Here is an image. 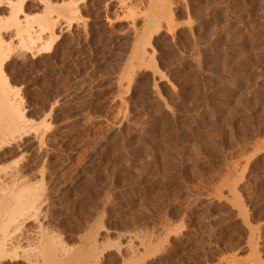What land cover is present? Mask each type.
Instances as JSON below:
<instances>
[{
  "label": "rangeland",
  "instance_id": "1",
  "mask_svg": "<svg viewBox=\"0 0 264 264\" xmlns=\"http://www.w3.org/2000/svg\"><path fill=\"white\" fill-rule=\"evenodd\" d=\"M48 1L41 50L4 68L47 140L0 150L43 190L41 231L71 250L46 264H264V0H168L160 30L145 0L134 15L117 0Z\"/></svg>",
  "mask_w": 264,
  "mask_h": 264
},
{
  "label": "bare ground",
  "instance_id": "2",
  "mask_svg": "<svg viewBox=\"0 0 264 264\" xmlns=\"http://www.w3.org/2000/svg\"><path fill=\"white\" fill-rule=\"evenodd\" d=\"M31 1L33 2V0H0V150H3L6 146L8 147V149H10L9 148V146H10L13 148L14 151L20 152L21 150H25V152H26V150H27V152H28V150L31 149V150H34V152H35V150H37L38 148H43L45 143H46V141H45L46 136H44V133H43L44 129H43V131L41 130L42 132L37 130V128H35L36 131H34V130L32 131V126L28 127L29 121H28V118H26L27 112L25 113L26 109H24L23 98L20 96L21 94H19L18 90L15 89L13 86H11L10 81H8V78L5 75V69H4L6 61L12 55L21 56L22 54H25L27 52H34L35 53V51L41 50L40 48H42V46L44 44L43 40L46 39L45 38L46 32L49 30L53 31L55 28V24H56L55 19L56 18H54V20L52 19V15H51L52 11L50 12V8H51L50 6H52V5L50 4V6H49L50 2L48 0H34L35 2L36 1L38 2V3H36V5L39 6V3H40V5H42L43 9L41 11V9H40L41 7L39 8L41 14H39L40 12L36 13V14H32V12H33L32 8L36 7V5H34V7L31 6ZM117 1H119L118 5L120 3V6L124 10H126V14H127V12L130 15H134L136 13L137 10L134 9L132 0H117ZM145 1H146V3L149 4L150 9H152V11L149 9L151 12H150L148 17L151 19V21L156 22L155 24L153 23L154 24V30H157L159 28L161 29V23L157 19L156 15L165 16V18H169V19H172V17L174 16V14H173L174 8H172L173 7L172 5H174V4H172L171 1L170 2L168 0H145ZM143 3H145V2H143ZM137 4H138V0H137ZM140 4H141V2L139 3V5ZM63 5L66 7V10L69 11L71 9L70 6H72L73 4L71 5L69 3H64ZM72 9H71V12H72ZM123 9H121V11ZM139 9H140V7H139ZM138 11H140V10H138ZM144 15H147V14H144ZM139 17L142 18L140 15H139ZM144 17H146V16H144ZM132 19H133V17L130 18V20H132ZM132 22H133V20H132ZM134 23H136V22L134 21ZM153 24H151V25H153ZM132 26L133 25L131 24V27ZM137 28H134V29H137ZM151 31H153V29ZM151 31L149 33H151ZM138 32H140V31H138ZM138 32H136V30H135V33H138ZM48 34H49V32H48ZM147 44H149V43H147ZM142 45H144L143 48H136L133 51V55L136 58L138 57L139 59H142L141 57L148 55L147 54L148 48L146 49V47H145L147 45H145V44H142ZM149 46H151V45H149ZM140 47H142V46H140ZM225 85H226V83H225ZM223 87H225V86H223ZM227 87H228V85H227ZM227 90H229V89H227ZM229 98H230V96H229ZM222 99H225V98H223V96H221V100ZM211 102H210V104H211ZM218 109H219V107H218ZM217 120H218V118H217ZM218 121H220V120H218ZM217 123H215V125ZM217 125H219V123ZM216 126H214V127H216ZM210 129H211V126H210ZM213 130H215V129H213ZM258 136H259V134H258ZM263 136L264 135L262 134V137ZM258 139H261V137ZM255 141H257V140H255ZM258 142H260V141H257V144H258ZM261 143H262V141H261ZM262 146H264V145L262 144ZM260 147L261 146H259V148ZM33 148H35V149H33ZM39 150L40 149H38V151ZM3 151H6V150H3ZM1 153H2V151H1ZM21 154H23V153H21ZM8 166L3 167L0 165V233H1L0 234V264H2V261H6L7 257H9V256H10L9 258H11V259L12 258L18 259V258H20L19 256H23L24 258H26V260L28 259V261H29L28 263L31 262L32 264H46L52 258H55V256H57V257L60 256L61 259H65V260L69 259V251H71V250L65 249L66 247L65 248L63 247L64 246L63 242L61 244H59L60 241H62V240H60L58 238L60 241L59 242L55 241V244H52V242H51L52 237L49 235L51 237V238H49L48 234H46V232L48 230L45 231V233H44V231H41V229L38 226L39 225V223H38L39 217L41 215V217L44 218L43 214L45 212L44 213H42V212H43V210L46 211L45 209L47 208V207H45V204L47 203V202L45 203V201L47 199L44 197L45 194H44V192H42L43 190L38 185H37L38 189H36L37 188L36 184H35V187L33 188L35 182L34 181H33L34 183L32 182V179L30 178L31 176L28 177L31 179L30 181L28 178H26L27 173H24L25 171L22 169V167H21V170H23L22 171L23 173L21 172L20 168L18 166H16V164H14L13 166L12 165L9 167ZM31 182L33 183V185L31 184ZM40 189L42 190L41 191L42 193L40 191H38ZM30 220H34L35 223H33ZM28 221H30V223H31V224L28 223L29 226L32 225V223H33V226H31V227H34V228H32V229H37V230H35L34 234L30 233V229H28L29 232L27 231V235L30 234V236L32 235L33 238H32V236L27 237L26 234L24 235V231L26 232L27 226H28V225L26 226L25 224ZM36 224L40 230L37 227H35ZM24 225H25L26 229L23 228V230L25 229L23 231L22 227ZM44 229H46V228H44ZM44 229H42V230H44ZM20 230H22L23 235H24V236L23 235L22 236L24 238L23 237L21 238L19 236L20 233H22V232H20ZM44 234L47 235L48 238H46ZM49 234L53 235L50 232H49ZM25 236L27 237L28 241H29V239H32L31 240L32 242L30 241L31 243L30 242L29 243L31 246L33 245L32 246L33 248L34 247L36 248L35 249L36 254H34L35 256L34 255L31 256L34 253V252L32 253L31 251H33L34 249H32V250L30 249L31 250L30 251L31 254L29 252L30 255L25 254V253H28L26 251H29L28 249L31 248L29 243H28V245H29L28 249H26L27 248V246H26V248H23L22 254L17 253L18 251H16V250L21 249V248H19L20 244H18V247L15 245H17L19 238H21V242H24V241H22L23 239L27 240L25 238ZM54 236H55V234H54ZM55 240H57V238ZM56 243H57V245H56ZM24 244H26V241L24 242ZM14 247H16V248H14ZM21 247H23V246L21 245ZM70 248H71V246H70ZM11 249L13 251L11 253H9V252L7 253V251L11 250ZM14 249H16V250H14ZM20 252H21V250H20ZM26 255L31 256V258L30 257L28 258ZM5 258H6V260H3ZM98 258H99V256H98ZM98 258L94 257L93 260L98 259ZM92 261H89L88 264L94 263V262L96 264L100 260L98 259L97 262H96V260L94 262H92ZM234 261H235V259H234ZM65 264H67V263H65Z\"/></svg>",
  "mask_w": 264,
  "mask_h": 264
}]
</instances>
